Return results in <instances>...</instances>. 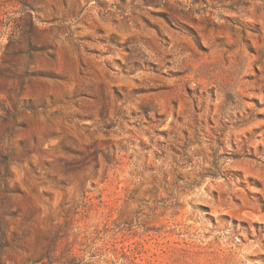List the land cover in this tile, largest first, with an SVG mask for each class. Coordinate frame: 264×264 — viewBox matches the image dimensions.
Listing matches in <instances>:
<instances>
[{
	"label": "rangeland",
	"instance_id": "rangeland-1",
	"mask_svg": "<svg viewBox=\"0 0 264 264\" xmlns=\"http://www.w3.org/2000/svg\"><path fill=\"white\" fill-rule=\"evenodd\" d=\"M0 264H264V0H0Z\"/></svg>",
	"mask_w": 264,
	"mask_h": 264
}]
</instances>
